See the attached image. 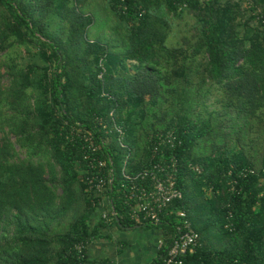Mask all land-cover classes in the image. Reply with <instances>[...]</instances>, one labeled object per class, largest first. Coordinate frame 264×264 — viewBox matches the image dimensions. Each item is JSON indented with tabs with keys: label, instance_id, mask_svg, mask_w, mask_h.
<instances>
[{
	"label": "trees",
	"instance_id": "trees-1",
	"mask_svg": "<svg viewBox=\"0 0 264 264\" xmlns=\"http://www.w3.org/2000/svg\"><path fill=\"white\" fill-rule=\"evenodd\" d=\"M239 3L108 0L109 15L100 0H0V264L73 262L75 244L109 220L162 227L151 264H163L175 215L133 222L113 189L116 214L91 225L101 197L86 188L72 127L93 130L113 110L134 149L131 172L152 159L158 133L182 142L170 151L183 191L175 205L200 235L183 264H264V30L238 34ZM97 6L102 37L92 36ZM186 11L196 29L171 45V17ZM112 156L119 177L124 153Z\"/></svg>",
	"mask_w": 264,
	"mask_h": 264
},
{
	"label": "built area",
	"instance_id": "built-area-1",
	"mask_svg": "<svg viewBox=\"0 0 264 264\" xmlns=\"http://www.w3.org/2000/svg\"><path fill=\"white\" fill-rule=\"evenodd\" d=\"M241 1L260 9L255 0ZM260 1L264 4V0ZM183 6H187V3ZM261 17L264 22V14ZM120 121V116L113 110L108 118L97 119L93 130L72 127V133L84 140L88 166L82 173L86 174V188L101 197L99 207H104V219L116 214L115 203L109 195L113 189L121 197L127 216L133 222L159 224L165 217L175 215L176 229L163 264H183L184 256L198 245L200 235L188 219L186 210L175 205L183 198V191L177 179L179 161L170 151L182 142L174 131L158 133L152 143V159L144 167L131 172L129 161L134 149L126 142V130ZM97 136L100 137L99 141ZM120 151L124 153V158L120 159L123 167L121 175L117 177L120 164L112 155H118ZM188 167L198 173L202 171V167L193 162H189ZM90 239L75 244L77 258L68 264H87ZM163 246L164 238L159 240V250Z\"/></svg>",
	"mask_w": 264,
	"mask_h": 264
},
{
	"label": "crops",
	"instance_id": "crops-1",
	"mask_svg": "<svg viewBox=\"0 0 264 264\" xmlns=\"http://www.w3.org/2000/svg\"><path fill=\"white\" fill-rule=\"evenodd\" d=\"M103 208L100 206L93 213L92 227L101 220ZM135 228L141 227H124L112 220L107 221V225L100 226L88 244L87 264H151L160 251L159 240L163 238V229H154L156 239L153 242H150V239L146 242H137L139 239H136L135 243L129 235L130 230Z\"/></svg>",
	"mask_w": 264,
	"mask_h": 264
},
{
	"label": "rangeland",
	"instance_id": "rangeland-1",
	"mask_svg": "<svg viewBox=\"0 0 264 264\" xmlns=\"http://www.w3.org/2000/svg\"><path fill=\"white\" fill-rule=\"evenodd\" d=\"M105 9L106 7H108V0H100ZM233 3H239L240 4V10H239V14H238V19H237V26H236V31H238V34L243 36V37H252V36H256L258 33V30L261 31L262 29L264 30V25L260 24V20L258 18V16H260V14H264V9L263 7L259 4L260 9H257V7L255 5L253 6H249L246 5L244 2H242L241 0H230ZM239 1V2H238ZM254 8V11H250L248 12L247 8ZM107 13L109 15H111V11L110 9H106ZM96 13H99V21H97L95 23L94 26V30L92 31V36H103L104 33H102L107 25L105 17H104V11L101 7L97 6L96 7ZM256 18H254V16ZM171 20L173 21V27H172V31H171V35H170V44L171 45H176L179 41H181L180 39H183L182 37L184 36L185 32L187 35H191V33L196 29L197 26V18L196 16L193 14V12H188L186 11L184 13V15L182 17H177V16H172ZM261 25V26H260ZM109 30V29H108ZM108 30L106 31V34H108L110 32H108ZM184 32V33H183ZM95 34V35H94ZM250 39V38H249ZM21 50H23V48H21ZM15 56L17 57V59H22L23 61L25 59L22 58V54L16 53ZM7 56L3 55V58ZM37 62H41L43 63V60L40 57H37L35 59ZM162 227H154L153 229L151 228H135L133 230H130L131 232H129V235L131 238H133V240H135L134 242L136 243V239H139V241L137 242H146L147 240L150 239V242H153L156 236V232L154 229L157 230H162ZM158 233V232H157ZM134 243V244H135ZM140 245V244H139ZM138 246H134V248H137Z\"/></svg>",
	"mask_w": 264,
	"mask_h": 264
},
{
	"label": "water",
	"instance_id": "water-1",
	"mask_svg": "<svg viewBox=\"0 0 264 264\" xmlns=\"http://www.w3.org/2000/svg\"><path fill=\"white\" fill-rule=\"evenodd\" d=\"M116 219H117V221H119V218L118 217H116ZM120 224V223H119ZM136 227H140L139 225H137Z\"/></svg>",
	"mask_w": 264,
	"mask_h": 264
}]
</instances>
